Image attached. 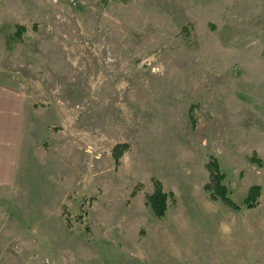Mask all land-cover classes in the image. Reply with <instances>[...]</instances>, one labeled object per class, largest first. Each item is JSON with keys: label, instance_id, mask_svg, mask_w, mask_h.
Listing matches in <instances>:
<instances>
[{"label": "rangeland", "instance_id": "obj_1", "mask_svg": "<svg viewBox=\"0 0 264 264\" xmlns=\"http://www.w3.org/2000/svg\"><path fill=\"white\" fill-rule=\"evenodd\" d=\"M0 84V264H264V0H0Z\"/></svg>", "mask_w": 264, "mask_h": 264}, {"label": "crops", "instance_id": "obj_2", "mask_svg": "<svg viewBox=\"0 0 264 264\" xmlns=\"http://www.w3.org/2000/svg\"><path fill=\"white\" fill-rule=\"evenodd\" d=\"M24 110L22 95L0 84V186L14 179V162L22 139Z\"/></svg>", "mask_w": 264, "mask_h": 264}, {"label": "trees", "instance_id": "obj_3", "mask_svg": "<svg viewBox=\"0 0 264 264\" xmlns=\"http://www.w3.org/2000/svg\"><path fill=\"white\" fill-rule=\"evenodd\" d=\"M127 1V0H122ZM120 153L125 147H119ZM118 149V147H117ZM123 149V150H122ZM119 153V154H120ZM251 161L259 162L257 158H252ZM208 170L210 172V182L205 186V190L209 193V197L212 201H221L229 208L240 211L242 207L237 205L230 196V191L227 186L224 184L225 175L221 173L219 164L215 159H212L208 164ZM261 194V188L259 186H253L250 188L246 199L244 200V207L247 210H253L259 205V197ZM169 194L164 192L162 184L160 182L155 183V193L148 197L147 203L151 206L153 212L158 218H162L166 211L168 205Z\"/></svg>", "mask_w": 264, "mask_h": 264}]
</instances>
